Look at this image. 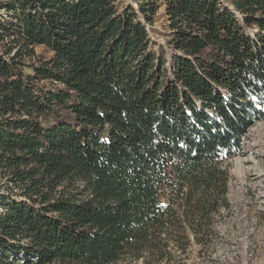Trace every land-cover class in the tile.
<instances>
[{
	"label": "trees",
	"instance_id": "1",
	"mask_svg": "<svg viewBox=\"0 0 264 264\" xmlns=\"http://www.w3.org/2000/svg\"><path fill=\"white\" fill-rule=\"evenodd\" d=\"M132 1H0V264H152L227 205L264 0Z\"/></svg>",
	"mask_w": 264,
	"mask_h": 264
},
{
	"label": "rangeland",
	"instance_id": "2",
	"mask_svg": "<svg viewBox=\"0 0 264 264\" xmlns=\"http://www.w3.org/2000/svg\"><path fill=\"white\" fill-rule=\"evenodd\" d=\"M0 14H4L1 8ZM163 22L160 14L154 27L160 31ZM35 51L42 56L51 54L40 45ZM223 165L230 176L227 205L210 215L202 237L197 240L189 231L183 250L172 247L168 259L152 264H264V120L251 124L238 150ZM166 193L161 195L163 204L168 201Z\"/></svg>",
	"mask_w": 264,
	"mask_h": 264
}]
</instances>
